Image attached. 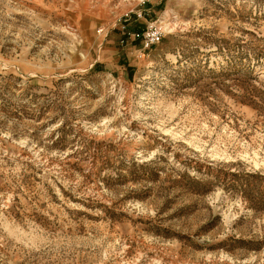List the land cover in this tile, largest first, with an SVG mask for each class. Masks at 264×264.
Segmentation results:
<instances>
[{
  "label": "rangeland",
  "instance_id": "374dc122",
  "mask_svg": "<svg viewBox=\"0 0 264 264\" xmlns=\"http://www.w3.org/2000/svg\"><path fill=\"white\" fill-rule=\"evenodd\" d=\"M0 264H264V0H0Z\"/></svg>",
  "mask_w": 264,
  "mask_h": 264
},
{
  "label": "built area",
  "instance_id": "2783aa9c",
  "mask_svg": "<svg viewBox=\"0 0 264 264\" xmlns=\"http://www.w3.org/2000/svg\"><path fill=\"white\" fill-rule=\"evenodd\" d=\"M140 15L141 13H138V17ZM136 36H141L143 48L146 49L159 43L162 38V31L157 27L156 22H152L141 31L133 32L132 37L135 38Z\"/></svg>",
  "mask_w": 264,
  "mask_h": 264
},
{
  "label": "bare ground",
  "instance_id": "6f19581e",
  "mask_svg": "<svg viewBox=\"0 0 264 264\" xmlns=\"http://www.w3.org/2000/svg\"><path fill=\"white\" fill-rule=\"evenodd\" d=\"M131 1V0H130ZM135 1V0H134ZM134 3V2H133ZM132 3V4H133ZM169 14H168V10H166L162 17L159 19L160 22V28L165 32V33H169L173 28H174V22L172 19L168 18ZM160 29V30H161ZM161 30V31H162Z\"/></svg>",
  "mask_w": 264,
  "mask_h": 264
}]
</instances>
